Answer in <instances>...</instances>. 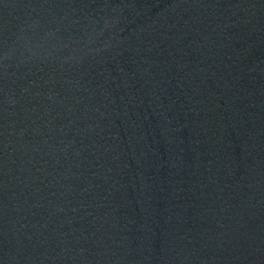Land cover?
I'll return each mask as SVG.
<instances>
[{"label":"water","instance_id":"water-1","mask_svg":"<svg viewBox=\"0 0 264 264\" xmlns=\"http://www.w3.org/2000/svg\"><path fill=\"white\" fill-rule=\"evenodd\" d=\"M0 264H264V0H0Z\"/></svg>","mask_w":264,"mask_h":264}]
</instances>
